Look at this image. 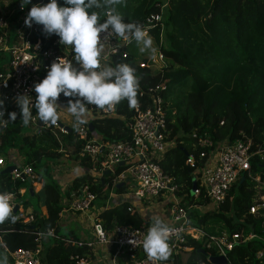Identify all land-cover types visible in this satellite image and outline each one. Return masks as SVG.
Masks as SVG:
<instances>
[{"label":"trees","instance_id":"trees-1","mask_svg":"<svg viewBox=\"0 0 264 264\" xmlns=\"http://www.w3.org/2000/svg\"><path fill=\"white\" fill-rule=\"evenodd\" d=\"M5 1L11 6L21 4V0H0V5ZM39 1L32 0V3ZM128 3L132 10L122 15L124 22L144 25L158 51L164 55L165 65L152 72L147 61L141 62L143 66L136 63L121 38V46L111 54L106 65L127 63L134 67L140 83L137 104L148 107L151 102L149 90L152 89L167 108L165 139L174 145L166 150L158 164L178 185L181 204L193 218L192 224L199 228L202 226L208 235L217 236L223 232L230 240L232 236H238L233 240L232 250L227 253L230 264H264V211L250 213L263 193L257 190L255 182L245 179L236 183L215 211L199 215L190 209L207 202L202 196L190 195L191 175L206 162L215 145L223 142L251 139L250 151L254 154L250 172L264 183V158L255 154L258 148L264 149V0H126L123 4ZM155 14L161 16L160 22L147 28L148 17ZM58 99L66 106L68 98L61 94ZM87 109L93 114L88 121L87 138L96 134L108 142L129 140L127 123L134 111L127 100L113 105V115L110 116H97L100 108L94 105H87ZM19 111L17 106L16 121L7 123L2 130L0 150L3 153L11 148L22 151L25 162L37 174L33 196L41 194L40 206L44 207L45 214L43 216L41 210L33 209L35 221L25 226L26 232L20 231L24 226L16 213H12L16 216L15 223L9 220L0 223V238L8 249H33L36 246L35 235L29 231L53 228L57 237H44L41 241L39 257L43 264H75L70 255L87 256L91 250L73 244L78 237L71 231L60 234L58 225L62 198L70 197L83 186L99 199L97 205L102 203L97 217L108 233L116 225L149 226L128 202L104 208L111 176L98 179L87 172L73 178L65 188L49 172L44 177L40 169L45 167L47 159L73 157L89 171L94 164L88 158L79 157L83 142L77 138L76 128L69 127V132L60 134V144L50 132L43 133L40 137L48 144L46 147L38 145L34 136L19 139L24 126ZM203 139H208L213 146H201ZM64 147L69 150L62 151ZM190 158L194 164L188 163ZM121 170L122 167L118 168L117 173ZM23 182L13 180L12 186ZM5 185V188L0 187V192L12 190L9 182ZM125 187L114 191L123 193ZM208 223L210 227H206ZM186 244L189 248L185 253L186 259L183 260L180 254L172 259L174 264L205 261L201 249L211 255L217 254L214 246L204 248L203 240L188 239ZM258 251L263 253L261 261L255 258Z\"/></svg>","mask_w":264,"mask_h":264},{"label":"built area","instance_id":"built-area-1","mask_svg":"<svg viewBox=\"0 0 264 264\" xmlns=\"http://www.w3.org/2000/svg\"><path fill=\"white\" fill-rule=\"evenodd\" d=\"M46 2L47 0H40L38 3ZM28 11L27 6L23 5L22 8L19 3L12 5L6 14L0 11V57L5 54L8 56L6 65L1 66L0 69V99H3L6 105L5 119L7 112L15 111L17 95L32 96L34 102V84L46 76L48 67L58 57L71 60L74 64V53L71 47L61 45L58 36H46L42 31V26L35 23L31 27L25 26L24 20ZM160 20L159 14L149 16L147 28L154 27ZM100 35L104 44L101 57L104 60L107 58L109 60L111 54L121 46L119 37L110 32ZM124 44L127 45L128 42L125 41ZM155 59L156 62L165 65V57L161 52L158 51ZM146 64L148 65V61ZM140 65L143 66L142 63ZM149 93L151 102L148 107L144 108L138 104L133 107L132 119L127 123L129 132L127 141L108 142L101 138H87L88 123L76 127L77 138L83 142L79 157L88 158L94 164L91 174L95 178L101 179L102 176H105L106 171H110L111 179L107 183L108 197L112 196L110 190H115L117 184L123 182L126 185L129 182V177H133L136 183V189L133 191L134 196L142 202H148L152 197H161L162 193L168 195V199H170L168 202L169 226L175 231L170 235L169 240L171 254L168 260L162 264H174L172 260L174 257L188 252L189 248L186 244L188 239L203 240L204 248L214 246L217 249L216 255H222L228 260L227 253L232 250L233 240L238 236H232V240H230L226 233L222 232L220 235L214 236L208 235L202 227L197 229L191 222L188 210L181 204L182 196L178 194V185L158 164L168 149V145H174V142H167L165 139L167 108L163 105L161 98L155 95V90L150 89ZM113 111V106H108L97 110L96 115L110 116L113 115ZM88 112L93 115L91 111ZM38 123V117L33 112L30 124L35 128V135L40 137L48 131L59 144L61 143L60 134L67 133L65 128L59 126V121L55 125H39ZM4 127L0 128V136L4 134L2 132ZM221 144V146L220 144H218L219 146L215 145L213 149V151L217 150V156L213 158L212 151L206 162L197 168V173H195L197 188L194 196L204 197L207 202L213 203L216 209L225 200L230 188L238 183L244 175L245 179L256 183L258 190L263 191L260 196L262 199L250 209V213L254 214L261 209L264 211V183L250 172V161L254 154L250 151L251 139L242 138ZM1 145L0 137V147ZM200 145L208 148L213 146L208 139H203ZM8 152L10 153H5L6 159L0 150V171L13 165L14 169L9 173L12 179L24 182L29 179L31 186L36 189L37 174L33 167L26 162L22 163L18 155L11 149ZM255 154L264 158V149L258 148ZM120 163H123L122 170L117 173L118 168L121 167ZM188 163L194 164V160L190 158ZM56 171L59 172L60 169L58 168ZM62 174L53 173V176L58 179ZM21 191L24 190L21 189ZM8 192L12 194L11 203L14 207L17 203L16 194L12 191ZM95 201V194L86 186L71 193L70 197L64 196L61 200L59 218L63 213L78 214L91 226L90 237L86 236L73 243L79 248H88L91 252L87 256L70 255L69 258L75 264H92L96 255L94 254L96 245L106 244L111 245L113 253L110 264H161V262L148 258L142 248V241L149 227L116 225L108 233L99 222L97 214L92 211ZM108 205L107 198L104 207ZM16 213L19 222L24 226L20 231L26 232L25 226L35 221L34 214L32 211L25 212L20 204ZM29 233L35 235L36 246L33 249L10 250L0 238V246L7 254L10 264H43L39 257L42 239L57 237L53 228H47L44 231L32 230ZM251 237L249 236V238ZM210 256L211 254L207 252L205 261L199 264H212L209 260ZM255 258L261 261L263 253L258 251Z\"/></svg>","mask_w":264,"mask_h":264},{"label":"clouds","instance_id":"clouds-1","mask_svg":"<svg viewBox=\"0 0 264 264\" xmlns=\"http://www.w3.org/2000/svg\"><path fill=\"white\" fill-rule=\"evenodd\" d=\"M120 2L121 0H47V3L33 4L32 0H21L22 8L23 5H31L24 20L25 26L31 27L35 23L42 26L46 36H58L61 45L71 47L75 60L73 64L71 60L58 57L51 63L46 76L34 84V102L32 96L27 94L15 97L24 126L32 121L33 109L41 124L55 125L59 118L58 110H63L73 117V126L78 127L86 123L87 105L103 109L122 100H127L130 107L137 105L140 83L136 69L127 63L101 66V53L104 51L101 33L110 32L129 43L134 41L141 53L154 56L157 52L153 39L143 24L124 22L122 15L114 7ZM93 8L108 10L102 23L98 22L97 12L91 11ZM61 94L68 98L63 107L57 104ZM5 113L4 100L0 99V128L17 119V112H7V119ZM32 189L36 192L33 187ZM11 201V193L0 192V223L5 220L15 223L16 216L12 215ZM195 207H191L192 210ZM174 231L160 216H153L142 241L147 257L161 264L167 261L171 254L170 235ZM0 264H8L6 255L0 254Z\"/></svg>","mask_w":264,"mask_h":264},{"label":"rangeland","instance_id":"rangeland-1","mask_svg":"<svg viewBox=\"0 0 264 264\" xmlns=\"http://www.w3.org/2000/svg\"><path fill=\"white\" fill-rule=\"evenodd\" d=\"M14 4H16V3H14ZM114 7H115L116 11L119 12L121 15L129 14L132 10V5L130 3L124 5L122 2H120L119 4L114 5ZM10 9H11V5L7 1L3 2V4L0 5V11L5 13V14ZM92 11L97 12L98 17H99V19H98V22H99L101 19L106 18V12L108 10L106 8H99V9L92 10ZM153 46L157 49L154 42H153ZM126 49L128 52H130L133 55L136 63L140 64L143 60L148 61V65H149L152 72L163 67V65L160 62H156V59H155L158 55V49H157V52L154 56H150L147 53H141L139 51V46L136 45V43L134 41L131 43L128 42V44L126 45ZM7 61H8V56L6 57V59H3L0 61V67L2 64H5ZM108 61H109L108 58L106 60H104L103 57H101V66L106 65L108 63ZM60 115H62V114L59 113V116ZM66 118L69 120V122H68L69 126L72 127L73 129H75L76 127L73 126V117L66 116ZM86 122H88V121H86ZM23 136H29V137L34 136L36 143L38 145H43L45 147L48 145L44 141L41 140L42 137H39V135H37V136L35 135V128L32 127V125L30 123L28 126L22 127L19 139L22 138ZM19 139H18V141H19ZM62 143H63V141H62ZM19 145H20V142L17 146H19ZM63 149L64 150H62V151H68L69 150L66 147H64ZM11 150L18 155V158L21 160L22 163H25V160L23 158L24 154L22 153V151L18 150L17 148H11ZM6 153H10V152H6ZM3 156L6 157V159H7V155L5 153ZM65 157H67V156H65ZM47 161H49V159H47ZM60 163L69 167V165L77 164V161H75L73 159V157H71L68 160L65 159L64 157H61ZM56 169H58V168H56ZM56 169H55V171H56ZM47 170H48V165L45 163V167L40 169V173L45 177V176H47V174H46L48 172ZM49 174L53 175V173H49ZM53 177L56 179L55 176H53ZM12 181H13V179L9 173L2 175V177L0 178V187L3 186L5 188L6 187L5 183L7 184V182H9V186L12 189L11 191L18 194L16 196V202L21 205V208L25 212H29L33 209L41 210V206H40L41 194L39 193V194L32 196L29 193V185L27 182H23L22 184L14 187V186H12ZM21 189H23L24 191L20 192ZM135 189H136V183H135L133 177H129V182L126 184V187H125L126 191L125 192L116 193L114 190H110L112 196L108 197V203L111 206H113V205L119 204L120 202L125 200L128 203L131 202L133 207L136 210H138V212L140 209L143 211H146L149 218H152L153 216H160L166 223H168L170 220V214L168 212V202L170 199H168V195L165 193H162L161 197H152L150 199V201L142 202L140 199H138L136 196H134L133 191H135ZM137 199H138V201H137ZM260 199H262V197H260L259 200ZM117 201H119V203H117ZM97 202H99V199L98 200L96 199V204H97ZM190 209H192V208H190ZM192 211H194V213L201 215L205 211H215V206L213 203L203 202L201 205H197L195 207V209ZM77 220L80 223L77 221L75 223H72L69 227H64V226L60 225L59 233L60 234H67L69 229H70L69 231L79 233L81 230V226H80L81 222L84 224L85 228L91 230V226H90L89 222H87L85 219H83L82 216ZM192 220H193V218H191V222H192ZM209 224L210 223H208V225L206 227H210ZM219 230H221V229L218 228V231ZM97 248H96V250L98 251V255H101V262L100 263L101 264H110L111 253H112V250H110L111 245H109V244L101 245V246L99 245ZM0 254L7 256V254L2 250L1 246H0ZM181 257L183 260H185L187 255L182 254ZM8 264H10L9 261H8ZM92 264H94V263L92 262Z\"/></svg>","mask_w":264,"mask_h":264},{"label":"crops","instance_id":"crops-1","mask_svg":"<svg viewBox=\"0 0 264 264\" xmlns=\"http://www.w3.org/2000/svg\"><path fill=\"white\" fill-rule=\"evenodd\" d=\"M6 57H7V55H5V56H1L0 57V61L1 60H3V59H6ZM6 65V63L5 64H2L1 66H5ZM57 104L58 105H60L61 107H63V106H65V104L61 101V100H57ZM58 113H60V114H62V115H60L59 116V118H58V120L57 121H59V123H61L62 125H64V126H66V127H70L69 126V124H68V122H69V120L66 118V116H70L67 112H65V111H63V110H58ZM71 117V116H70ZM92 118V115L88 112V115H87V117H86V121H89L90 119ZM86 123H88V122H86ZM93 138L94 139H99L100 138V136H98V135H96V134H94L93 135ZM222 144H220V146H221ZM173 145H168V148L169 147H172ZM219 146V145H218ZM212 155H213V158H215L216 156H217V150H215V151H213L212 152ZM65 159H67L68 160V158H65ZM47 163V165H48V172L49 173H63L62 175H60V177L57 179L60 183H61V186H62V188H65V187H67L68 185H70V183L72 182V180H73V178H75V177H77V176H80V175H82V174H85V173H87V172H89L90 174L92 173L91 171H89V170H86L84 167H82L81 165H79L78 164V162H77V164H73V165H69V167L68 166H66V165H64V164H62V163H60V159L58 160V159H49V161H46ZM56 168H60L61 170L59 171V172H57V171H55V169ZM92 176H93V174H92ZM134 199V198H133ZM120 201V200H119ZM119 201H117V203H119ZM123 201H125V200H123ZM122 201V202H123ZM128 201V200H127ZM137 201H138V199H137ZM126 202V201H125ZM129 205H130V207L133 209V211L134 212H136L137 211V213L142 217V219L143 220H145V221H147L148 222V225L150 226V224H151V218H149V216H148V214H147V212L146 211H143V210H139V212H138V210H136L134 207H133V205H132V203L130 202L129 203ZM102 203H101V205H97V204H94V206H93V208H92V211H93V213H96L97 215H98V213L101 211V209H102ZM108 206H110V205H108ZM136 211H135V210ZM193 210H194V208H193ZM32 211V210H31ZM41 212H42V215L44 216V214H45V210H44V207H41ZM81 216H79L78 214L77 215H73V214H69V213H63L62 214V217L61 218H59V221H58V225H59V227H60V225L61 226H64V227H69L72 223H75V222H77L78 220L77 219H79ZM81 221V220H80ZM79 222V221H78ZM80 223V222H79ZM169 224H170V220H169V222H168ZM80 226H81V230H80V232L79 233H75V232H73V231H71V232H73V234H75L77 237H78V239H81V238H84V237H90V235H91V230H89V229H87V228H85L84 227V224L81 222V224H80ZM148 226V227H149ZM70 230V229H69ZM69 230H68V232H69ZM98 246L96 245V248H97ZM96 248H95V250H94V254H96L95 255V258L93 259V263L94 264H101L100 262H101V255H98V251L96 250ZM98 249V248H97ZM111 250V249H110ZM113 253H111V255H112ZM93 257H94V255H93Z\"/></svg>","mask_w":264,"mask_h":264},{"label":"water","instance_id":"water-1","mask_svg":"<svg viewBox=\"0 0 264 264\" xmlns=\"http://www.w3.org/2000/svg\"><path fill=\"white\" fill-rule=\"evenodd\" d=\"M121 1L124 3L126 0H121ZM38 124L40 125L41 123L39 122ZM59 126L65 128L68 132L70 131V130H69V127H66V126L62 125L61 123H59ZM90 131H92V129H91ZM120 166L122 167V166H123V163H120ZM13 169H14V166H13V165H9V166L5 167L3 170L0 171V175L8 174V173H10ZM109 174H110V171H106V172L104 173V175H106V176L109 175ZM244 180H245V176L242 175V177H241L240 180H239V183H242ZM26 182H27L28 185H29V193H30V195L33 196V193H34V192H33V189H32V187H31V185H30V181H29V179H26ZM122 186H124V183H123V182L117 184V185H116V189H117V188H120V187H122ZM196 188H197V179H196L195 174H192V175H191V189H190V195H191V196H194ZM18 207H19V203H16V204L14 205V207H13V211H12L13 214L16 213ZM201 252L203 253V255L207 256L206 252H204L203 249H201ZM209 260H210V262H211L212 264H230V263L228 262V260H227L224 256H222V255H214V256L212 255V256L209 257Z\"/></svg>","mask_w":264,"mask_h":264},{"label":"bare ground","instance_id":"bare-ground-1","mask_svg":"<svg viewBox=\"0 0 264 264\" xmlns=\"http://www.w3.org/2000/svg\"><path fill=\"white\" fill-rule=\"evenodd\" d=\"M196 227V226H195ZM197 229H199V227H196ZM9 260V259H8Z\"/></svg>","mask_w":264,"mask_h":264}]
</instances>
